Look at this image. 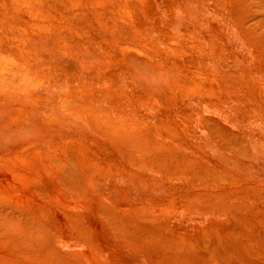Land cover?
<instances>
[{"label":"rangeland","instance_id":"1","mask_svg":"<svg viewBox=\"0 0 264 264\" xmlns=\"http://www.w3.org/2000/svg\"><path fill=\"white\" fill-rule=\"evenodd\" d=\"M0 264H264V0H0Z\"/></svg>","mask_w":264,"mask_h":264}]
</instances>
